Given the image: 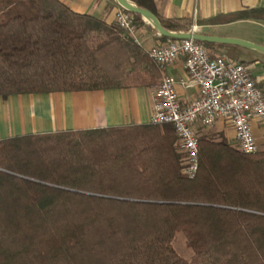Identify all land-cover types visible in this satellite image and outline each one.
I'll list each match as a JSON object with an SVG mask.
<instances>
[{"label": "trees", "instance_id": "trees-1", "mask_svg": "<svg viewBox=\"0 0 264 264\" xmlns=\"http://www.w3.org/2000/svg\"><path fill=\"white\" fill-rule=\"evenodd\" d=\"M132 1L161 19L153 0ZM163 72L116 21L61 0H0L4 98L157 87ZM184 157L171 123L0 139V264H264V149L200 134L194 178ZM179 232L190 257L175 248Z\"/></svg>", "mask_w": 264, "mask_h": 264}, {"label": "crops", "instance_id": "crops-1", "mask_svg": "<svg viewBox=\"0 0 264 264\" xmlns=\"http://www.w3.org/2000/svg\"><path fill=\"white\" fill-rule=\"evenodd\" d=\"M74 11L115 21L121 7L116 0H61ZM158 15L174 23L178 31H195L230 38H240L264 45V0H153ZM258 9L256 17L230 19L233 14ZM216 18L214 22L211 19ZM137 24L136 40L148 51L165 42L153 24L142 17ZM249 23L253 29L240 24ZM212 56H225L249 64L253 77L264 90V52L235 44L214 43ZM208 48V47H207ZM172 76L182 104L199 95V88H185L179 81L186 77L183 59L164 69ZM155 87L107 88L83 91H59L0 96V139L34 132L87 129L149 122ZM222 128L227 127L218 121ZM255 134L263 131L255 122ZM223 131H221L222 133ZM230 138H234L233 130ZM264 136V135H263ZM259 141V139H258ZM261 141V140H260ZM259 141V142H260ZM262 143V141L260 142Z\"/></svg>", "mask_w": 264, "mask_h": 264}, {"label": "built area", "instance_id": "built-area-1", "mask_svg": "<svg viewBox=\"0 0 264 264\" xmlns=\"http://www.w3.org/2000/svg\"><path fill=\"white\" fill-rule=\"evenodd\" d=\"M115 21L135 38L137 25L131 12L120 7ZM195 28L193 25L188 31ZM148 52L163 70L183 59L187 75L179 82L185 88H199V95L184 105L178 94V81L164 75L155 87L149 119L154 124H173L179 148L185 154L183 173L188 178H194L199 169L200 128L222 121L232 127L235 144L241 151L254 154L262 149L255 122L264 135V90L248 63L212 56L202 42L193 38L169 39Z\"/></svg>", "mask_w": 264, "mask_h": 264}, {"label": "water", "instance_id": "water-1", "mask_svg": "<svg viewBox=\"0 0 264 264\" xmlns=\"http://www.w3.org/2000/svg\"><path fill=\"white\" fill-rule=\"evenodd\" d=\"M118 4L124 9L128 10L131 13L139 14L143 18L149 20L160 35H164L170 38L175 39H190L193 38L200 42L206 43H226V44H235L243 47H249L253 49L260 50L264 52V45L257 44L252 41L240 39V38H230V37H221L215 35H209L200 33L197 31H171L164 27L161 19L151 10L138 6L132 0H116Z\"/></svg>", "mask_w": 264, "mask_h": 264}, {"label": "rangeland", "instance_id": "rangeland-1", "mask_svg": "<svg viewBox=\"0 0 264 264\" xmlns=\"http://www.w3.org/2000/svg\"><path fill=\"white\" fill-rule=\"evenodd\" d=\"M241 27L243 28H247V29H253L255 26L253 24H249V23H244V24H240ZM209 50H211V47H208ZM224 125H226L224 123ZM227 127H225L224 129L222 128V126L219 123H215L214 125L210 126V127H205V128H200L199 129V135L203 134L208 136L209 138L215 139V140H219L222 138V136H224L227 140H229L233 145L235 144L234 138H230L229 135H231V131H232V127L226 125ZM221 131H223L221 133ZM257 138L259 139V141L261 140L262 143H260L262 149H264V136L263 135H257ZM260 141V142H261ZM180 149V148H179ZM181 150V149H180ZM175 248L177 250V252L184 257H190L193 254L192 249L188 246L187 244V240H186V236L184 235L183 232H179L176 235L175 238Z\"/></svg>", "mask_w": 264, "mask_h": 264}]
</instances>
